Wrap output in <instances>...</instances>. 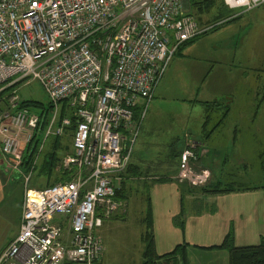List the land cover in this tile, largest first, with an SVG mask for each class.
Masks as SVG:
<instances>
[{
    "label": "built area",
    "instance_id": "obj_1",
    "mask_svg": "<svg viewBox=\"0 0 264 264\" xmlns=\"http://www.w3.org/2000/svg\"><path fill=\"white\" fill-rule=\"evenodd\" d=\"M184 1L0 0V151L24 182L19 232L0 251V264L100 261L98 231L123 206L116 191L135 130L179 48L208 30L187 14ZM222 2L242 13L264 6V0ZM24 80L37 82L48 99L44 126V114L22 107L13 90ZM68 136L70 152L59 165L67 180L29 188L47 141ZM198 158L189 141L179 156L178 184L208 183L209 173L193 168Z\"/></svg>",
    "mask_w": 264,
    "mask_h": 264
},
{
    "label": "rangeland",
    "instance_id": "obj_2",
    "mask_svg": "<svg viewBox=\"0 0 264 264\" xmlns=\"http://www.w3.org/2000/svg\"><path fill=\"white\" fill-rule=\"evenodd\" d=\"M263 10H255L256 14L254 16L250 14L243 15L245 13H242L241 9L227 11L224 16L233 17V20L228 23L209 21L207 14L201 15L199 18L193 9L187 10V13L192 14L196 21L197 19L200 21H197L199 24H208V30L192 40L190 44L183 48L180 47L183 50L188 46L194 45L193 52L188 54L184 52L186 55L182 57V62H177L173 76L170 74L164 81L162 80L163 82L161 81V96L164 97L165 95V100L158 97L156 93L144 114L138 130H135L137 135L132 147L130 164L139 168L140 175L126 179L122 191L126 196V200L120 201L123 206L118 208L113 214L110 218L111 222L104 223L103 228L101 227L98 231L102 253L97 264H142L144 242L141 236L144 233V225L147 226L151 221L149 219L151 215L147 210L146 194L144 193L145 183L147 185L152 184L155 178L154 175L171 176L168 170H172L176 165L173 157L178 152H182L189 141L192 142L201 138V129L205 116L204 108L200 103H179L176 100L189 98L197 99L201 102H205L203 100H216L227 104L231 110H235L241 105L243 107L246 104L243 100L240 101L237 96H231V92H234L233 77L236 68L234 60L236 54L233 55L234 42L235 40L244 39V33L251 29V26H253L254 31H257L256 37H264ZM204 52L211 53V57L209 56L211 63L206 64L203 61L206 55L201 53ZM173 59L181 61L177 57ZM189 67L193 68L191 73L188 71ZM204 69L213 70L212 75L205 83L202 81V77H199V73L201 74ZM221 71L226 74V85L223 87L218 83ZM179 73L180 77H176L175 74ZM198 88L199 91H197ZM13 90L16 91L22 103L24 101L37 102L41 105V111H44L48 116L50 115L48 99L37 82L24 80L15 85ZM244 96L248 95H241V97ZM152 102L154 105H152ZM4 106V103H0V109L4 108ZM30 111L32 114L42 116L41 114L39 115V109L31 108ZM70 142L69 136L62 139L63 146L68 145ZM63 155L64 153L61 152L60 157ZM8 169L11 171L10 168ZM223 171L221 175L224 177L219 179L223 185L232 184L233 188L264 185V169H261L258 161H251L247 167L228 166ZM37 173L35 172L29 181V188H33L32 186L36 184L34 183L36 180L42 186L45 184V178L37 176ZM53 178L55 177H51L50 181ZM204 185L190 188L197 190V188ZM23 186L24 182L19 177L16 184V204L19 203ZM175 189V183L156 184L151 188L149 194L157 223L163 224L165 211L176 204ZM186 200L190 204V198H185L183 203ZM194 207L195 209L203 208L198 204H194ZM190 210L191 206L189 207ZM186 213L187 218L188 212L186 211ZM188 222L190 224V219ZM13 227L14 222L5 223L1 222L0 219V242H7L12 238ZM173 247L174 245L171 248ZM188 251H192L187 258L188 264H228L227 258L222 259L220 256L203 254L207 250L189 248ZM156 252H163L162 247L157 245ZM221 253L228 256L225 251Z\"/></svg>",
    "mask_w": 264,
    "mask_h": 264
},
{
    "label": "crops",
    "instance_id": "obj_3",
    "mask_svg": "<svg viewBox=\"0 0 264 264\" xmlns=\"http://www.w3.org/2000/svg\"><path fill=\"white\" fill-rule=\"evenodd\" d=\"M260 9H264V6L255 10ZM255 10L243 15L250 14L254 16V14H256ZM256 33L257 31H254L253 26H251V29L244 33V39L239 41L235 40L234 42L233 55L236 54V57L234 56L236 68L233 77L234 92H231V96H237L240 101L243 100L244 103H246L243 107L241 105V107L231 110L228 108L227 104L220 101L217 102L216 100H203L205 102L191 98L176 100L179 103H200L204 108L205 116L201 129V138L192 141L195 146V154L199 157L198 161L193 165V168L198 172H208V182L219 181V179L224 177L221 175L224 172V168L232 165L247 167L251 161H258L261 169H264V37H256ZM185 46L186 45L181 48ZM193 46L184 48L186 51L179 48L173 58H180L181 61L172 58L170 62L171 65L169 64L161 81H164L170 74L173 76L177 62H182V57L186 55L184 52L187 54L193 52ZM201 54L206 55L205 60H203L206 64L211 63V53L204 52ZM192 70V67L188 68L190 73ZM201 72V74L199 73V77H202V81L205 83L212 75L213 70L204 69ZM175 76L180 77V73L175 74ZM225 76L226 74H224L223 71L219 73L218 83L221 87L226 85ZM161 81L155 90L154 97L157 93L158 97L165 100V95L164 97L161 96ZM197 91H199V88ZM242 94H247L248 96L241 97ZM203 103L208 104L207 106L209 108L203 106ZM152 105H154L153 102ZM41 134L37 135V138H40ZM53 143V139L51 138L45 145L44 154L42 155L43 158H41L36 170V172H38L37 176L41 175V177L45 178L43 166L44 162L47 161V154H49ZM70 145L69 143V147ZM56 153L60 160L64 155L68 154V152H63L64 155L60 157V149H58ZM178 153L179 155L177 157L176 155ZM178 153L173 157L176 165L172 170H168L171 176L154 175L155 178L152 184L148 185V191H146L151 208V233L153 240H155V251L157 245L161 246L163 249V252H156V254L158 256L166 255L175 247L185 245L184 251L186 259L192 252L188 251L189 248L207 250L206 253L203 254H207V256H220L222 259H228V256L221 253L225 250L209 248L219 246L229 233L233 235L235 247L254 246L263 241L264 185L243 186V189H249L217 195L201 194L196 191L192 192V188L178 184L175 181L181 152ZM59 165L60 163L57 164L52 177H58L60 173L62 174ZM15 176L16 173L9 171L7 159L3 157L0 151V219L1 222L5 223L14 222L12 238L7 242H0V251L5 248L19 232L23 190L20 194L19 203L16 204L15 193L18 177ZM160 179L162 181L159 182L158 180ZM34 183L37 184L32 186L34 189L41 188L42 185L38 184L37 180L34 181ZM166 183L176 184L175 192L177 202L174 206L165 211V220L163 224H160L157 223L155 219L149 193L154 185ZM182 188H185L186 192L183 193ZM146 192L144 191L145 194ZM185 198H190V204H188L187 200L183 203ZM194 204L201 205L203 208L195 209ZM190 206L191 210L189 211ZM186 211L188 212L187 218ZM181 212H183L184 221L182 228L175 224V219L179 217ZM189 219L190 224L188 222ZM109 220L110 219L105 220L103 225L106 222H111V220ZM143 228L145 233V225ZM141 243L143 242L141 241ZM172 245H174L173 248H171Z\"/></svg>",
    "mask_w": 264,
    "mask_h": 264
},
{
    "label": "trees",
    "instance_id": "obj_4",
    "mask_svg": "<svg viewBox=\"0 0 264 264\" xmlns=\"http://www.w3.org/2000/svg\"><path fill=\"white\" fill-rule=\"evenodd\" d=\"M189 3V9H193L194 13L197 14V17L200 18L201 15H206L208 16V20L211 21H218V22H223V23H228L231 20H233V17H229V16H224L226 14L227 11H230L228 8H226L222 2V0H188ZM190 16H193L192 14L187 13ZM229 18V19H228ZM198 22H200L197 19ZM199 24V23H198ZM200 26L202 24H199ZM206 25H202V26H207ZM192 41L184 44V45H188L190 44ZM183 45V46H184ZM62 111L60 114V120L67 115V112H65V108L67 107V102H62ZM208 104L203 103V106L209 108L207 106ZM41 105L37 102H23L22 103V107H25L29 110H31V108L33 109H39V115L40 114H44L45 118H44V124H46L47 118H48V114H45L44 111H41ZM51 106L48 105V111H50ZM142 111L141 107H138L135 109V116H134V120H138L139 119V115ZM75 127V123L72 120V127L69 129H74ZM43 130V127L41 129V131ZM38 140V139H37ZM37 140L34 141V143H37ZM53 146L51 147V150L49 151V154H47V161L44 162V176L46 178V183L41 187V188H45L51 185H54L58 182H64L65 180H67V176L66 174H59L58 177L53 178L52 181L51 177L53 176L55 170H56V166L58 163H60V159L57 156V151L58 149L61 150V152H68L69 153V144L66 146L62 145V139L61 138H53ZM31 149V148H30ZM32 150V149H31ZM33 152V150H32ZM32 152L31 154L29 152L26 153V158L23 162L22 165V169H24V171L26 172L28 170V163L27 160L30 159L32 157ZM179 153L176 155L178 157ZM39 170V169H38ZM140 175V170L137 166L131 165L129 164V166L127 167L125 173L122 175V179L120 181L119 184V189L116 191V201H121V200H126V196L124 194L123 189H124V185H125V181L127 178L129 177H138ZM41 176V175H39ZM19 179V178H18ZM159 182L162 181L161 179L158 180ZM232 184L229 185H223L220 181H215V182H208L206 185H204L203 187L197 188V190H194V188H192V192L193 191H198L201 194H213V195H217V194H227V193H232V192H236V191H242V190H248L249 188L243 189L242 187H237V188H233ZM148 185L145 183V192L148 191ZM40 188V189H41ZM187 188V187H185ZM182 188L183 193L186 192V189ZM264 188V186H263ZM256 189V188H254ZM148 194L146 192V201H147V210L149 212V214L151 215V208H150V202H149V198H147ZM151 219V216L150 218ZM152 222L150 221L146 227V232L144 233V235L142 236V240L144 242V251H143V262L142 264H188L187 259L185 257V245H180L175 247L170 253L166 254V255H162V256H158L156 254L155 251V244H154V240H153V236L151 233V224ZM175 224L179 227H183L184 225V221H183V212H181V214L179 215L178 218L175 219ZM209 249H219V250H225L228 253V264H264V240L261 241L258 245H254V246H248V247H235L234 246V240H233V235L231 233H229L224 240L222 241V243L219 246L216 247H212ZM96 264V263H95Z\"/></svg>",
    "mask_w": 264,
    "mask_h": 264
},
{
    "label": "water",
    "instance_id": "obj_5",
    "mask_svg": "<svg viewBox=\"0 0 264 264\" xmlns=\"http://www.w3.org/2000/svg\"><path fill=\"white\" fill-rule=\"evenodd\" d=\"M184 5H185L186 9L188 10L189 9V3H188V1H184Z\"/></svg>",
    "mask_w": 264,
    "mask_h": 264
}]
</instances>
